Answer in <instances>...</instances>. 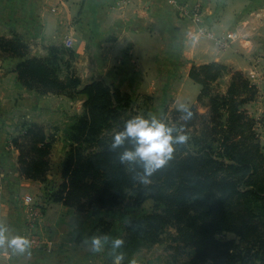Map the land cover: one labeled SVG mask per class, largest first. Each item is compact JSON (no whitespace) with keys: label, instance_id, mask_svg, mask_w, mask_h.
<instances>
[{"label":"trees","instance_id":"obj_1","mask_svg":"<svg viewBox=\"0 0 264 264\" xmlns=\"http://www.w3.org/2000/svg\"><path fill=\"white\" fill-rule=\"evenodd\" d=\"M0 50L24 57L30 45L15 35L1 38ZM47 50V57H29L18 65L22 85L42 95L87 97L83 115L75 117L66 132L70 148L62 163L63 181L58 188H45L48 203L78 210L91 205L112 208L127 200L140 207L153 200L152 210L126 229L119 249L124 260L167 236L170 250L192 249L188 264H264V145L255 129L257 119L244 108L257 99L256 85L237 71L227 92L214 94L212 84L224 75L226 66H194L190 77L203 86L199 101L210 98L206 120L214 125L203 128L202 138L177 143L172 156L145 182L139 178L143 161L120 159L125 148L133 147L132 138L112 145L115 133L126 126L131 94L104 81L81 88L73 68L75 52L62 45ZM191 107L194 116L185 121L184 131L200 117L198 108ZM176 113L184 120L181 111ZM18 132L11 143L20 150L21 174L46 182L55 137L40 124L24 123ZM229 233L235 237L228 239Z\"/></svg>","mask_w":264,"mask_h":264},{"label":"crops","instance_id":"obj_2","mask_svg":"<svg viewBox=\"0 0 264 264\" xmlns=\"http://www.w3.org/2000/svg\"><path fill=\"white\" fill-rule=\"evenodd\" d=\"M15 35L30 50L24 57L0 50V225L9 235L37 241L23 252L0 245V264H90L87 250L75 251L61 227L70 221L74 208L50 203L37 229L30 232L26 225L25 198L41 200L56 179L53 171L46 182L24 177L20 150L11 140L22 124H46L69 101L66 95L28 90L19 81L18 65L29 57H47V47L71 39L81 88L104 81L135 101L148 97L153 101L149 116L160 119L171 105L205 107L199 101L203 86L190 72L194 66L221 63L228 72L212 84L213 93L225 94L234 72H242L259 89L257 99L244 108L264 121V0H0V39ZM79 98L75 114L87 99L84 94ZM262 140L263 144L264 129ZM67 146L63 137L56 141L54 163L62 159ZM153 204L146 200L142 206L148 209L142 214ZM165 253L172 250L167 246ZM76 254L82 257L75 258ZM132 260L152 263L144 251L126 263Z\"/></svg>","mask_w":264,"mask_h":264},{"label":"rangeland","instance_id":"obj_3","mask_svg":"<svg viewBox=\"0 0 264 264\" xmlns=\"http://www.w3.org/2000/svg\"><path fill=\"white\" fill-rule=\"evenodd\" d=\"M62 46L66 49H71L66 45ZM228 68L229 67L226 66V68L224 69L225 73L228 72ZM79 96L80 95H77L75 97L67 96L69 98L67 104L68 106H66V101L64 100L65 102L58 108V110L60 111L52 114L48 123L40 124L45 128L46 133L52 134L55 137L56 141L59 138L63 137L68 145L67 151L69 150L70 145L66 137V132H68V129L71 128V125L75 121V117L83 115V110H81L80 113L75 114L80 102ZM152 103V99H149L148 97L142 98L139 102L133 99V105L127 110V113L125 114L126 121L137 113H143L149 116L148 111L150 110ZM202 105H204L205 107L201 106V104L196 106L197 108H199L200 117L194 120L193 124L189 126L188 129H185V131L184 128H181L180 130L181 132L184 131L188 133V138H192L194 136H199L200 138H202L204 136L203 128L207 124L209 125V127L214 125L213 123L208 122L210 118L206 120L208 118L210 110L209 103L205 101L202 103ZM177 111L178 108L171 105L167 109L164 117L161 119L171 125L184 124L185 120L181 119L180 115L176 113ZM69 112H72V114L75 115H70ZM255 129L259 133L261 141L263 142L262 130L264 129V121L261 119H257ZM207 132L209 134H212V136H215L212 130L208 129ZM56 141L54 142V144L56 143ZM52 156L53 154L51 155V171H53L52 177L56 179L55 187L58 188V185H60L63 181L61 171L65 155L60 161L58 160L57 163H54ZM261 176V179H263L264 181V175ZM147 209L148 208H143V206H134L132 200H127L122 204L112 208H102L94 205L86 206L83 208H79L78 210L74 209L72 218L69 217L70 221L65 223L61 227L62 229L67 230L68 238L65 237V240L69 239V241H72L74 243L73 248L75 249V251L79 249L80 251L87 250L86 256H89L90 264H114L113 258L115 253L113 251L111 241H108L104 245L102 250L96 251L92 247L91 238L94 235L104 234H107L110 237L123 238L126 233V229L131 224V222L137 219L142 214V212ZM67 215L70 216L69 214ZM174 232V229H170V233ZM226 236L228 239L235 237L233 233H229ZM219 237L224 238L222 235H220ZM170 242L171 240L166 236L163 242L157 243L154 246L146 247L142 251H144V253L146 254V258L152 261L151 264H188L191 259L192 249L183 248L175 252L172 251V253H165L166 247ZM82 244L84 247H82ZM74 257L78 258L82 257V255L78 256L76 254ZM126 261L127 260L123 259L122 264H127ZM139 264H147V262H140Z\"/></svg>","mask_w":264,"mask_h":264},{"label":"clouds","instance_id":"obj_4","mask_svg":"<svg viewBox=\"0 0 264 264\" xmlns=\"http://www.w3.org/2000/svg\"><path fill=\"white\" fill-rule=\"evenodd\" d=\"M178 110L181 111L185 121L194 116L193 108L189 104L181 103ZM183 127V124H168L155 114L148 116L137 113L126 121L123 130L115 133L112 145L113 147L123 145L127 138H132L133 147L125 148L120 154V159L122 162L143 161V172L139 174V178L146 182L150 175L172 156L176 144L188 140V133L180 131ZM108 241H111L115 253L114 264H122L124 253L118 251L124 244L122 237H110L104 234L94 235L91 238L92 247L96 251L102 250ZM30 243L27 236L9 235L7 227L0 225V245H7L13 251L23 252L28 249ZM130 264H138V262L132 260Z\"/></svg>","mask_w":264,"mask_h":264},{"label":"built area","instance_id":"obj_5","mask_svg":"<svg viewBox=\"0 0 264 264\" xmlns=\"http://www.w3.org/2000/svg\"><path fill=\"white\" fill-rule=\"evenodd\" d=\"M199 10L200 9L197 8L194 11V16L196 17V19H198ZM64 43L66 46L71 47V39H66ZM222 44L224 45L225 42H222ZM24 202L27 206L26 225H27L28 230H30V232H33V230L37 229L40 226L42 219L44 217L46 208L48 207V205H50V203L47 202L45 194L42 196L41 200H35L33 196H27ZM31 241L35 243L37 240L34 237L31 239Z\"/></svg>","mask_w":264,"mask_h":264}]
</instances>
